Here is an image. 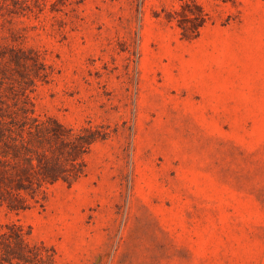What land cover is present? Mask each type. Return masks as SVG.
I'll return each instance as SVG.
<instances>
[{
    "label": "rangeland",
    "instance_id": "374dc122",
    "mask_svg": "<svg viewBox=\"0 0 264 264\" xmlns=\"http://www.w3.org/2000/svg\"><path fill=\"white\" fill-rule=\"evenodd\" d=\"M191 1L209 20L185 39ZM0 48L52 66L37 114L112 132L0 223L60 264H264V0H0Z\"/></svg>",
    "mask_w": 264,
    "mask_h": 264
},
{
    "label": "trees",
    "instance_id": "16d2710c",
    "mask_svg": "<svg viewBox=\"0 0 264 264\" xmlns=\"http://www.w3.org/2000/svg\"><path fill=\"white\" fill-rule=\"evenodd\" d=\"M176 13L185 39L198 36L209 20L196 1ZM52 74L38 51L0 48V206L12 211L43 205L54 186L84 177L93 146L112 135L103 124L68 126L36 113L31 95ZM31 235L22 223H0V264H60L54 246Z\"/></svg>",
    "mask_w": 264,
    "mask_h": 264
}]
</instances>
